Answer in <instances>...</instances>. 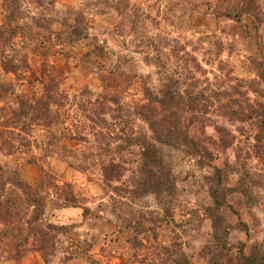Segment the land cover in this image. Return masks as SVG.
Returning a JSON list of instances; mask_svg holds the SVG:
<instances>
[{"label": "rangeland", "instance_id": "1", "mask_svg": "<svg viewBox=\"0 0 264 264\" xmlns=\"http://www.w3.org/2000/svg\"><path fill=\"white\" fill-rule=\"evenodd\" d=\"M235 1L0 0V27L15 28L0 36V165L31 185L48 183L40 191L43 223L57 226L46 228L54 246L44 253L28 228L31 208L20 211V223L0 222V264H173L177 251L209 264L202 249L213 235L206 209L214 166L225 169L228 187L239 173L250 186L246 195L226 194L250 227L249 237L231 231L232 253L241 241L246 251L264 245V148L254 146L260 127L224 116L264 100L257 68L264 0L257 31L249 16L225 14ZM173 95L171 106L157 103ZM41 98L48 117L31 109L14 120L20 99L35 105ZM152 119L158 128L187 129L208 156L181 144L177 132L173 140L160 136L173 145L158 141ZM144 139L172 170L174 194H136L143 175L137 141ZM110 163L118 165L111 178ZM10 190L4 199L15 196ZM71 192L76 206L66 199ZM226 218L238 222L229 208Z\"/></svg>", "mask_w": 264, "mask_h": 264}, {"label": "trees", "instance_id": "2", "mask_svg": "<svg viewBox=\"0 0 264 264\" xmlns=\"http://www.w3.org/2000/svg\"><path fill=\"white\" fill-rule=\"evenodd\" d=\"M229 17L239 20L243 15H247L252 20V25L254 30L259 29V23L261 21V5L259 0H236L234 3V9L224 11ZM12 18V17H10ZM15 28L6 26L5 23L0 27V36L8 34H14ZM9 39L6 40L8 42ZM5 42V41H4ZM5 69L12 70L8 64L4 63ZM257 68L259 71V76L262 81H264V57L257 60ZM1 87V85H0ZM165 97V96H164ZM264 97V95H263ZM157 103L160 107L171 106L173 100H175L174 95L171 96V100H167L163 97H157ZM19 103L22 107V111L12 110L14 120H20L23 114H27L31 109L36 110V116L42 117L49 116L50 106L41 99L36 100V104H28L27 100L20 99ZM228 108V107H227ZM240 108V107H239ZM167 109V108H166ZM229 109V108H228ZM169 116L173 113L174 109H168ZM224 116L230 119H237L241 121H253L256 125H259V133L256 137V151L257 153L262 152L264 148V100L257 99L254 102L249 103V108L247 111L245 109H236L228 111ZM165 117V116H164ZM54 118V117H52ZM11 124V123H10ZM159 126L162 124L158 123ZM151 126L154 132H156V139L162 141L164 144L173 145L172 141L162 140L160 136L166 135L170 140H173L174 134L181 135V144L186 145L191 148V151L196 154H201L208 156L207 147L200 145L195 138L189 135L187 129H181L178 125H166L158 128L157 120L152 119ZM7 127H11L7 125ZM164 128V129H163ZM163 129V130H162ZM221 134L220 141L225 146L230 145L228 138L223 134L224 129L217 128ZM10 133H13L12 131ZM168 135V136H167ZM6 142V141H5ZM134 142V141H133ZM143 148L142 152V177L140 178V186L135 191L137 195L148 194L149 192L155 193L158 196H165V194H174L176 189V180L172 173V170L164 161L161 154H158V146L144 139L143 141H137ZM12 146L11 143H7ZM259 156V155H258ZM205 163V159L202 160ZM206 164V163H205ZM118 168L115 163H110L105 167L106 176L111 178L112 173ZM5 169L0 165V222L4 225L19 222L17 221L18 214L20 211L32 209L31 217L28 221L29 229L34 239L38 241V250L45 253L49 247L54 246L53 236L50 235L47 229H55L56 225L44 224L43 216L45 214L46 201L45 197L41 194V189L48 184L42 180L38 185H31L23 177L20 176L18 172H10L9 174H4ZM120 172V171H119ZM225 169L221 167L214 166V173L210 179L214 180V184L210 185L209 194L212 198V203L207 207V212L210 214L213 227L212 240L203 247L202 251H207L209 254V264H264V245L261 243H253L250 245V249L246 251L247 241H241L237 245V254H233V245L229 242V236L233 229L239 228L243 230L246 235L250 236L249 224L242 218L240 212L235 209L233 204L227 199L226 194L228 191H232L233 194H239L241 196L246 195L250 192V186L247 183V174L242 175L239 173V181L237 186L228 187L223 182V175ZM120 173L117 177H120ZM113 176V175H112ZM7 185L12 186V193L15 194L12 198H3L2 192L5 190ZM66 183V186H69ZM58 187V185H54ZM65 186V187H66ZM17 191H19L17 193ZM68 201L73 203L74 206L77 205L76 197L71 192L69 196L66 197ZM227 208L233 210V212L238 216L237 224H232L226 218ZM16 210L15 214L13 210ZM14 220H12V217ZM20 223V222H19ZM37 234L38 236L36 237ZM17 237L20 234H16ZM29 237H25V241ZM20 243H18L19 246ZM24 244V243H23ZM22 244V245H23ZM17 246V247H18ZM21 246V245H20ZM173 251V256H174ZM175 259H173V264H193L189 255L185 251H180L175 254Z\"/></svg>", "mask_w": 264, "mask_h": 264}]
</instances>
